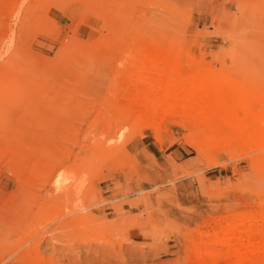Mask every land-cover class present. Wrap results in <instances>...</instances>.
I'll return each mask as SVG.
<instances>
[{
	"label": "rangeland",
	"instance_id": "obj_1",
	"mask_svg": "<svg viewBox=\"0 0 264 264\" xmlns=\"http://www.w3.org/2000/svg\"><path fill=\"white\" fill-rule=\"evenodd\" d=\"M146 52L167 58L132 65ZM165 77L207 103L162 100ZM249 116L264 0H0V264H264V236L241 232L264 212Z\"/></svg>",
	"mask_w": 264,
	"mask_h": 264
},
{
	"label": "bare ground",
	"instance_id": "obj_2",
	"mask_svg": "<svg viewBox=\"0 0 264 264\" xmlns=\"http://www.w3.org/2000/svg\"><path fill=\"white\" fill-rule=\"evenodd\" d=\"M144 45V44H143ZM145 47V46H144ZM145 49H147V47H145ZM150 49V48H149ZM148 49V50H149ZM160 49V48H159ZM144 51V50H143ZM164 52V51H163ZM163 52H149V53H142L141 55H139V57L138 58H134L133 59V62H132V65H134V64H136V62H138V61H140V60H145V59H148L150 62H152L153 63V66H156L158 63H160V61L162 60V59H164L165 58V53H163ZM167 58V57H166ZM166 58H165V60H166ZM167 60H170V59H167ZM171 61H175L174 59L172 60H170L169 62H171ZM146 63V62H145ZM165 63V62H164ZM147 64V63H146ZM146 64H144V65H146ZM165 64H167L168 65V63H165ZM177 64V63H176ZM175 64V65H176ZM138 65H139V63H138ZM140 66V65H139ZM142 66V65H141ZM163 66H164V64H163ZM170 66V65H169ZM151 67H152V65H151ZM174 67V66H173ZM136 68V67H135ZM138 68V67H137ZM136 68V69H137ZM158 68V67H157ZM180 68V67H179ZM155 69V68H154ZM160 69V68H159ZM138 70V69H137ZM183 69H181V71H182ZM134 71V70H133ZM133 71H130L131 72V74H133L134 72ZM133 72V73H132ZM135 73H137V72H135ZM154 73V72H153ZM171 73V72H170ZM175 73V72H174ZM130 74V75H131ZM157 74V73H156ZM159 74V73H158ZM171 75V74H170ZM149 76V77H148ZM167 76V75H166ZM177 76V75H176ZM130 77V76H129ZM157 77V76H156ZM162 77V75L160 76V78ZM126 78H128V77H126ZM132 78V77H131ZM144 78H147V79H149V81H150V83H151V86H150V88H152L153 89V91H154V88L155 89H159V88H156L153 84H155V82H157V81H159L160 79H159V77H157V78H155V76L153 75H145V74H140V79L142 80V79H144ZM165 78H168V77H165ZM190 78V77H189ZM132 79H134V78H132ZM159 79V80H158ZM162 79V78H161ZM190 79H193V77H191ZM164 80V79H163ZM189 81V80H188ZM187 81V82H188ZM160 82H162L163 83V81L161 80ZM167 85H169L170 87H171V89H167V92L166 93H164L163 95H162V97H161V99L162 100H166L167 99V97H169V94H170V92H172V95H176V94H178V92H183V93H185V95H186V97L187 96H192V101L196 104V103H203V104H206L207 103V100L205 99V98H203V96H201L200 94H196L195 92H198V91H196L195 90V92L193 91V90H191V88L190 87H193L191 84H193L192 82H193V80L191 81H189L190 83L189 84H186V83H184L183 85H187V87L188 88H186L185 86L184 87H182V84H181V81L180 82H176V80L174 81V79H172L171 77H169L168 79H167ZM176 82V83H175ZM185 82V81H184ZM138 84V83H137ZM175 84V87H174V89L172 88V85H174ZM134 85V84H133ZM190 87H189V86ZM198 85V84H197ZM168 86V87H169ZM212 86H214V84L212 85ZM136 87V86H135ZM154 87V88H153ZM164 87V86H163ZM165 87H166V85H165ZM198 87V86H197ZM134 88V87H133ZM150 88L148 89V90H150ZM138 89V88H137ZM137 89H135L134 88V90H137ZM139 89H140V87H139ZM145 89V88H144ZM143 89V90H144ZM140 90H142V88L140 89ZM142 90V91H143ZM166 90V89H165ZM226 90V89H225ZM129 91V90H128ZM137 91H139V90H137ZM146 91V90H145ZM144 91V92H145ZM152 91V90H151ZM224 91V89H223V85L219 82L218 83V86L213 90V92L214 93H212V96H213V98H212V102L211 103H213V104H215L216 103V106L218 107V108H221V107H223V108H227V109H229V111H230V109H231V99H229V97L227 96V95H225L226 93H224L223 92ZM227 91V90H226ZM143 92V93H144ZM149 92L150 91H148L147 93H145V94H149ZM229 92V91H228ZM152 93H154V92H152ZM199 93V92H198ZM205 94V93H204ZM208 95V94H207ZM207 95H205V96H207ZM231 95V94H230ZM204 96V97H205ZM141 97V96H140ZM152 97V96H151ZM150 96H147V98H145L144 99V101H143V103H140V105H142V106H146V107H151V106H153V105H155L157 102L154 100V99H152ZM208 97V96H207ZM230 98H231V96H230ZM143 99V98H142ZM208 99H210V97H208ZM139 101V100H138ZM138 101H136V100H134V101H132L131 103L132 104H136L137 105V103H138ZM128 102V101H127ZM130 102V101H129ZM140 102H141V100H140ZM210 104V103H209ZM141 106V107H142ZM221 115H224V114H221ZM211 123L213 124V125H217V126H219V127H222V125H223V122H212L211 121ZM241 124H242V130H243V138L245 139V141L246 142H249V143H253V142H260V141H263L264 139V118L263 117H259V116H249V117H245V118H243V119H241ZM114 145V144H113ZM129 148V147H128ZM96 149V148H95ZM68 189V192L67 193H69L70 192V189H69V187L68 188H66L64 191L66 192V190ZM63 191V189H62V194H59L58 193V195H56V196H61V195H63L65 192ZM64 192V193H63ZM67 193H65V194H67ZM252 215H254V214H252ZM255 216V215H254ZM258 216V215H257ZM259 216H260V218H259ZM258 216V218H256V217H254V219H252L251 217H247V218H244V219H242V222L241 223H243L244 225L246 224V223H248V227L246 228V229H244V231H241V232H244V233H246V234H251V235H254V234H258V235H262V236H264V212H263V214H262V212H261V215H259ZM2 222H4L3 223V225L5 224V220H4V217L2 216H0V242L1 241H3L2 239H3V234H6V233H4V232H6V231H4V229L6 228V227H4V228H2L1 226H3V225H1L2 224ZM254 222H258L259 223V225H256V226H258V227H255L254 225H253V223ZM6 225V224H5ZM4 225V226H5ZM235 225V224H234ZM243 226V225H242ZM242 229V230H243ZM6 230V229H5ZM218 232V231H217ZM240 232V233H241ZM218 233H220V232H218ZM217 235V234H216ZM238 236V235H237ZM5 240V239H4ZM2 244H4V241H3V243ZM1 244V245H2ZM0 245V248L2 247ZM243 261H245V262H250L248 259L246 260V259H243Z\"/></svg>",
	"mask_w": 264,
	"mask_h": 264
}]
</instances>
